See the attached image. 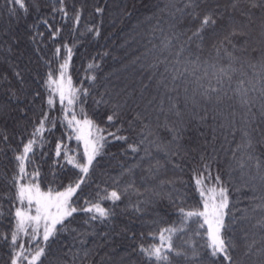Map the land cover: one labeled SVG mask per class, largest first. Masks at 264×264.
I'll return each mask as SVG.
<instances>
[{"label":"trees","instance_id":"obj_1","mask_svg":"<svg viewBox=\"0 0 264 264\" xmlns=\"http://www.w3.org/2000/svg\"><path fill=\"white\" fill-rule=\"evenodd\" d=\"M25 4L26 12L0 0V234H10L15 210L21 206L16 200L15 157L35 139L20 183L56 192L75 186L83 177L72 197L73 206L99 204L114 213L87 224L96 213H73L65 222L69 231L50 238L42 264H64L69 259L65 253L78 246L80 238L87 239L85 247L102 245L91 264H149L140 247L159 245L161 231L169 227L180 229L171 234V242L185 253H170L172 264H227L209 255L207 225L200 227L203 218L182 224L178 213L179 208L204 210L205 197L195 180L203 171L201 156L206 155L208 171L213 178L219 175L228 190L224 236L236 245L232 252L236 264H257L255 248L245 253L252 240L259 247L264 235L255 226L264 213L253 211L264 203V144H257L260 137L253 135L254 158L249 160L238 129L248 121L251 106L252 119L264 130L260 121L264 8L251 7L249 0H238L236 7L233 0H63L62 4L25 0ZM209 14L215 24L203 31V42H189L202 17ZM65 60L75 88L71 106L62 104L54 85L48 83L50 73L57 79ZM162 78L167 89L160 84ZM203 109L216 120L198 124L193 112L203 115ZM73 114L91 120L105 137L87 175L66 159H86L75 125L68 124ZM109 115H114L112 121ZM42 119L44 128L33 137ZM184 125L189 131L182 140H174L171 130ZM197 128L209 140L215 129L216 138L207 152ZM121 136L127 140L117 139ZM129 144L140 150L133 153ZM206 186H216L215 180H208ZM112 191L121 195L119 201L105 199ZM29 240L20 237L25 248L44 243ZM193 250L199 256L193 257ZM8 261V243L0 239V264Z\"/></svg>","mask_w":264,"mask_h":264},{"label":"snow or ice","instance_id":"obj_2","mask_svg":"<svg viewBox=\"0 0 264 264\" xmlns=\"http://www.w3.org/2000/svg\"><path fill=\"white\" fill-rule=\"evenodd\" d=\"M9 2L14 5H18L19 9L21 10L25 12L27 11L25 0H9ZM59 2L62 4L63 0H59ZM249 3L253 8H264V0H249ZM236 6H238V0H233V7ZM60 11H64V9H60ZM96 11L101 12L102 9L97 8ZM11 14H16L15 8L11 9ZM65 15H67V13H65ZM79 19L80 15L78 12L75 16V21L78 22ZM44 23H47V21H44ZM213 24H215V19L210 14L204 15L200 20V27L197 28L190 37H188L189 42L194 40L203 42V31L207 26ZM89 31H92V29H89ZM95 31L96 34L99 35V30L96 29ZM261 32L264 33V24L261 25ZM55 34L56 33H53V35ZM225 39H227V37ZM9 51H11V48H9ZM68 52L70 57L71 49H69ZM261 54L264 56V50H262ZM67 66L68 61L65 60V62L59 66V81L54 80L52 78V74L50 73L48 83L50 85L56 86L54 91L59 94V99L62 104L65 100H67L68 105H72L76 100V96L71 89V79L69 78L68 80L69 87L67 89H65L63 83L64 69H66ZM152 66L155 67L157 65L154 63ZM262 67H264V65H262ZM221 71H223V69ZM15 75L19 77L20 73L17 72ZM176 79V76L172 77L173 81ZM160 84L164 88H168V85L164 82L163 78L161 79ZM53 103L54 101L49 98L48 104L52 105ZM195 103L196 102L193 101V107H195ZM243 103L245 105H251V102L248 100H244ZM261 109L262 111L260 113V121L264 123V104L261 105ZM247 110L251 115L249 116V119L245 123L244 127L238 130L242 133V146L249 152L248 159L252 160L254 158L253 135L256 134L260 137V139L256 141L257 144H264V130H262L260 125L252 119V117L255 116V113L252 112V107L249 106ZM202 111L203 115L193 112L194 117L198 116V124H205L209 118L216 120V116L214 114H211L210 116L206 109H203ZM177 115H180V113L177 112ZM107 119L112 121L114 119V115H109ZM44 123V119L39 122V126L33 132V137H35L36 133H39L43 130ZM68 124L69 127H72L73 124L76 125V139L83 141V155L86 159H84L83 162H77L74 157H66L67 162L80 169L82 173L87 175L93 165V161L98 155H100L101 150L104 147L105 137L101 134L103 130L95 128L93 122L86 118L83 120V122L77 120L75 114L72 115V119L68 121ZM229 127H233V125L230 124ZM171 131L174 133V140L179 141L182 140L185 133L189 131V127L188 125H184V127H173ZM212 131V140H215V129ZM196 132L200 137L204 138L203 148L205 152H207V148L210 144H212V140L207 139L206 133L199 131V128L196 129ZM117 139L127 140V137L121 136L117 137ZM143 143L144 140L139 142L141 145ZM34 144L35 139H30L26 144H24L22 153L15 157L18 162L19 174L25 173V161L28 158V154L32 152ZM128 148L131 149L133 153H137L140 150L138 145L133 144H129ZM213 151H215L214 146ZM175 154L176 153L174 152L173 155ZM57 155H60L59 144L57 145ZM201 160L205 161V163L201 166L203 171L199 172L195 183L200 190V196L202 198L205 196V193H209L210 195L208 196V199L204 201L203 211H185L183 208H179L178 213L181 217V223L183 224L193 217L203 218V223L200 224V227L204 228V226L207 225L205 235L207 237L206 247L210 249L209 255L213 258L220 257L226 261L227 264H236V260L232 255L236 245L231 241L230 238L226 239L224 236V231L228 227L225 224V216L228 214L225 212V209H227L229 206L228 190L222 185L219 175H216L213 178L211 173L208 171L210 168V163L207 162V156H201ZM256 166L258 168L260 167L259 162ZM19 174L14 177L16 200L21 204L27 202V207L26 209L17 207L14 213V224L12 226V231L10 234H0V239H3L8 243V264H42V259L47 255L46 247L50 238L56 237L59 232L69 231L65 222L68 218L73 216V213H76L77 211L96 213V215L89 217V220L84 222L85 224L97 219L105 220L110 215H114V213H110L109 210L101 207L99 204H93L90 207L80 209L73 206L72 197L80 187V183L83 182V177H81V181L76 183L75 186L69 185L64 189V191H56L53 193L51 190L47 192L42 191L39 184L20 183V180L23 179V177ZM210 179L215 180L216 186L211 188L206 186V182ZM262 179H264V177H262ZM169 183L171 182L169 181ZM105 199H111L115 202L121 199V195L118 194L117 191H112L107 197H105ZM261 199H264V197ZM209 201H211V206L209 205ZM257 209L264 213V203L257 204L253 211H256ZM137 210L139 209L137 208ZM0 215H2V213H0ZM58 225L59 228L57 227ZM255 226H258L261 232L264 233V215H262L261 218L257 220ZM72 231H75V229H72ZM177 231H180V229L174 227L163 229L160 233L159 245L140 247L139 251L143 254L149 264H172V257L170 256V253H174L175 256L185 255L183 251L175 249L171 242V234ZM165 232L169 233L167 237L164 235ZM22 235L29 236V242L36 240V238L40 236L44 243L43 245L37 243L35 248H25V245L20 243V237ZM77 235L79 237L85 236L84 233H78ZM245 236H247V233H245ZM74 239L76 238L74 237ZM77 243L78 246L69 248L68 252L65 253V256H68L69 259L65 260L64 264H91V258L97 254L98 247H102V245L96 248L85 247V245L88 243L86 238L78 239ZM256 244L257 241L255 240H252L251 243H248L245 255L252 253L253 248H255V254L259 257L257 264H264V235L261 236L260 246L256 247ZM192 255L193 257H197L199 256V253L193 250ZM103 259L104 258L102 257V262Z\"/></svg>","mask_w":264,"mask_h":264},{"label":"rangeland","instance_id":"obj_3","mask_svg":"<svg viewBox=\"0 0 264 264\" xmlns=\"http://www.w3.org/2000/svg\"><path fill=\"white\" fill-rule=\"evenodd\" d=\"M69 78L71 79V77H70V75H69V69H68V66H67V68L66 69H64V78H63V83H64V87H65V89H67L68 87H69V84H68V80H69ZM57 81H59V76L57 77V79H56ZM55 85H54V89H55ZM71 89L73 90V92L75 93V88H74V85H73V81H72V79H71ZM57 93V92H56ZM58 94V93H57ZM59 95V94H58ZM65 103H67V100H65L64 101ZM68 104V103H67ZM69 106H71V105H69ZM77 120H79V119H77ZM81 122H83L82 120H80ZM75 125V124H74ZM75 127H76V125H75ZM94 131H95V128H94ZM42 190V189H41ZM42 191H44V190H42ZM64 191V190H63ZM45 192H47V191H45ZM54 193V192H53ZM210 194L209 193H206L205 194V200L206 199H208V196H209ZM209 205L211 206V201H209ZM21 208H25L26 209V207H27V202H24V204H21V206H20ZM225 212H226V209H225ZM33 214H34V210H33ZM42 227V226H41ZM37 239H42L40 236H38L37 238H36V240Z\"/></svg>","mask_w":264,"mask_h":264}]
</instances>
